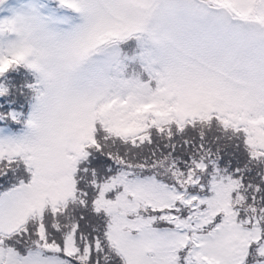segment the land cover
<instances>
[{"label":"snow or ice","instance_id":"snow-or-ice-1","mask_svg":"<svg viewBox=\"0 0 264 264\" xmlns=\"http://www.w3.org/2000/svg\"><path fill=\"white\" fill-rule=\"evenodd\" d=\"M0 264H264V0H0Z\"/></svg>","mask_w":264,"mask_h":264}]
</instances>
